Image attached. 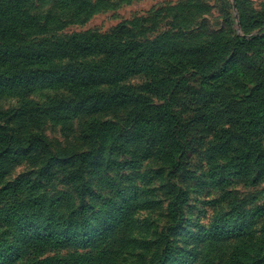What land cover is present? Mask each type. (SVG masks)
Masks as SVG:
<instances>
[{
	"label": "rangeland",
	"instance_id": "rangeland-1",
	"mask_svg": "<svg viewBox=\"0 0 264 264\" xmlns=\"http://www.w3.org/2000/svg\"><path fill=\"white\" fill-rule=\"evenodd\" d=\"M73 13L64 36L133 33V95L179 112L189 137L180 149L144 124L73 158L87 123L125 126L133 106L67 103L59 78L1 85L0 264H264V0H29L1 25Z\"/></svg>",
	"mask_w": 264,
	"mask_h": 264
},
{
	"label": "trees",
	"instance_id": "trees-1",
	"mask_svg": "<svg viewBox=\"0 0 264 264\" xmlns=\"http://www.w3.org/2000/svg\"><path fill=\"white\" fill-rule=\"evenodd\" d=\"M27 1L29 0H0V86L22 89L48 78H59L66 82L67 98H61L63 101L66 99L67 103L95 105L103 102L123 107L129 103L133 106L125 117V126L121 125L120 118L115 119L116 115L87 123L82 130L87 149L75 153L73 158L98 159L103 148L120 147L118 141L122 132L133 131L144 124L148 125L149 130V125L157 124L159 133L166 138L164 142L170 140L172 145L184 149L180 143L184 139L187 141L189 137V126L184 125L186 119L179 112L166 109L165 105L152 104L146 99L139 103L133 95L129 79L136 68L137 54L134 50L137 44L132 32L123 33V28H120L90 36L76 32L64 36V26L68 22L62 20L68 16L73 19L76 13L64 15L57 20L53 18L52 21L49 16L43 20L36 16L19 17L13 24L1 25L3 19L17 17ZM65 3L66 1H61L59 8L67 7ZM92 6L94 7L93 4ZM74 21L76 20L71 22ZM77 23H82V20L78 19ZM63 101H58L56 106ZM88 110L101 112L99 109ZM33 112L36 114L34 110ZM140 112H143L141 121ZM226 123H230L228 128L232 129L231 125H240L242 121L236 123L228 120ZM215 128L213 120L211 124L205 125L201 136L202 146L206 135H212ZM239 130L241 133H232L241 136L237 138L242 143L245 139L242 130ZM33 137L35 138L32 139H37L42 136L36 134ZM5 138L8 143H20L25 136L16 130L13 135H6ZM147 139L154 140L155 136L150 133ZM220 150L225 153L229 147L225 145Z\"/></svg>",
	"mask_w": 264,
	"mask_h": 264
}]
</instances>
